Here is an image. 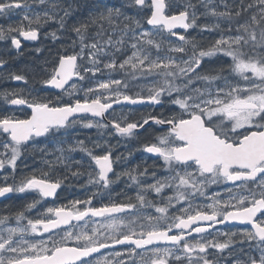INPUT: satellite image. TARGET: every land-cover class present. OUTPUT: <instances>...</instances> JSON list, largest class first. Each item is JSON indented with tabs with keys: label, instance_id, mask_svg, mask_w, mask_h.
<instances>
[{
	"label": "snow or ice",
	"instance_id": "obj_1",
	"mask_svg": "<svg viewBox=\"0 0 264 264\" xmlns=\"http://www.w3.org/2000/svg\"><path fill=\"white\" fill-rule=\"evenodd\" d=\"M0 20V198L33 197L0 210V264H264V0H0Z\"/></svg>",
	"mask_w": 264,
	"mask_h": 264
},
{
	"label": "flooded vegetation",
	"instance_id": "obj_2",
	"mask_svg": "<svg viewBox=\"0 0 264 264\" xmlns=\"http://www.w3.org/2000/svg\"><path fill=\"white\" fill-rule=\"evenodd\" d=\"M0 23H3L2 20H0ZM193 35V34H192ZM193 36H196L197 35H193ZM40 45L39 44H35V43H30V44H27L26 45V49L28 48H32V47H39ZM25 56H26V59H25ZM29 56V58L31 57L30 55H28L27 53V50H25V55L23 57H21L19 60L17 61H14L12 62V68L13 70H15L14 68H19V69H22V68H25L23 65L24 63H28L29 60L31 61L32 59L30 58H27ZM28 59V60H27ZM24 60V61H23ZM23 61V62H22ZM21 64V65H20ZM18 86H22V85H19L17 82H12L10 84H6V85H3V87H9V88H12V87H18ZM38 86V85H37ZM138 111H145L143 109L141 110H138ZM136 117H132V119H135ZM90 132V131H89ZM89 132H87L86 134L89 135ZM81 139H83V134L81 135L80 137ZM134 142V146H135V149L139 147V144L133 140ZM143 142V141H141ZM78 158V157H77ZM143 160V158H141L140 156H137V158H135L133 160V164L137 165L139 163H141V161ZM150 161H152L151 159H148ZM27 164L29 165H32L33 164V160L32 159H28L25 161ZM153 162V161H152ZM20 168H23L24 165L23 164H20L19 165ZM123 170V169H122ZM122 170H117V171H122ZM142 170V168H141ZM11 182V181H9ZM148 182H151L150 180ZM120 187H123V185L121 184ZM117 191H119V188H117ZM79 194V193H77ZM134 193H129V195H133ZM10 195V199H3V198H0V210H2L6 205L7 206H11L13 207V211H16L17 209H19L23 204L27 203V202H30L33 197L31 195H25V194H9ZM68 195L67 192H62L61 193V197H64ZM68 198L71 199L72 196L71 195H68ZM63 202V201H61ZM40 211H42V209H39ZM0 214H3L2 212H0Z\"/></svg>",
	"mask_w": 264,
	"mask_h": 264
},
{
	"label": "trees",
	"instance_id": "obj_3",
	"mask_svg": "<svg viewBox=\"0 0 264 264\" xmlns=\"http://www.w3.org/2000/svg\"><path fill=\"white\" fill-rule=\"evenodd\" d=\"M199 22H200V23H205V22L212 23L213 21H211V20H209V21H204L203 18H201V20H200ZM222 26H223V25H222ZM206 34H208V33H206ZM196 38H197L198 40L201 39V37H196ZM23 61H24V60H23ZM23 61H22V62H23ZM28 64H29V63H24L23 66L25 67V66L28 65ZM20 65H21V64H20ZM14 69L16 70V69H19V68H14ZM115 153H117V154H119V153H125V150H121V151H119V152L115 150ZM131 161H132V160H130V159L127 161V163L129 164V165H128L129 167H132V166H133Z\"/></svg>",
	"mask_w": 264,
	"mask_h": 264
},
{
	"label": "bare ground",
	"instance_id": "obj_4",
	"mask_svg": "<svg viewBox=\"0 0 264 264\" xmlns=\"http://www.w3.org/2000/svg\"><path fill=\"white\" fill-rule=\"evenodd\" d=\"M207 35H208V34H207ZM27 58H29V56H28ZM30 58L32 59V57H30ZM30 58H29V59H30ZM25 59H26V56H25ZM27 60H28V59H27ZM29 61H30V60H29ZM28 63H29V62H28Z\"/></svg>",
	"mask_w": 264,
	"mask_h": 264
}]
</instances>
